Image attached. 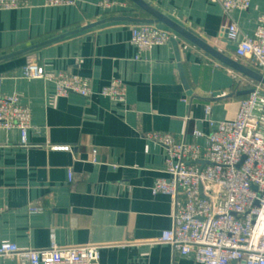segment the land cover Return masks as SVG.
<instances>
[{
	"label": "crops",
	"instance_id": "crops-1",
	"mask_svg": "<svg viewBox=\"0 0 264 264\" xmlns=\"http://www.w3.org/2000/svg\"><path fill=\"white\" fill-rule=\"evenodd\" d=\"M20 1L0 10V93L21 95L31 128L28 145L18 129L0 128V241L45 249L54 235L61 246L100 245L99 264H199L169 242L173 198L152 191L156 179L168 176L166 148L147 135L170 133L204 147L206 138L193 131L207 135L209 119L234 118L246 96L237 93L257 83L173 33L189 95L171 41L146 50L131 42L139 23L130 19L149 15L130 0ZM145 1L257 71L252 60L236 55L226 26L235 22L242 35H253L264 0L230 15L212 0ZM30 62L88 78L91 96H58L51 80L24 76ZM114 80L124 83L123 102L102 94ZM0 264L20 263L0 257Z\"/></svg>",
	"mask_w": 264,
	"mask_h": 264
},
{
	"label": "built area",
	"instance_id": "built-area-1",
	"mask_svg": "<svg viewBox=\"0 0 264 264\" xmlns=\"http://www.w3.org/2000/svg\"><path fill=\"white\" fill-rule=\"evenodd\" d=\"M75 0H45L47 5L71 4ZM222 5L226 14L245 10L251 0H212ZM104 6L109 5L103 1ZM20 0H0V10L15 9ZM173 32L159 24H136L131 42L139 50L168 43ZM227 39L235 43L238 57L250 59L264 75V14L258 18L253 35H242L235 22L226 26ZM26 78L49 79L58 96L71 93L89 98L91 81L65 71L48 72L30 62ZM244 97L234 118L218 122L209 119L207 135L196 129V138L205 137L206 145L177 140L170 133L152 132L147 137L166 148L167 177L156 179L153 193L173 198L174 228L169 239L175 252L192 256L199 264H264V92L261 84ZM125 86L114 80L102 94L124 101ZM211 114V106L205 109ZM0 128H16L21 144H29L31 112L21 103V95L0 93ZM55 149L70 150L69 146ZM97 150H93L96 161ZM69 180L72 174L69 173ZM35 210V209H34ZM0 257H11L20 264H99L101 246L58 245L52 235L45 249H23L16 243L0 241Z\"/></svg>",
	"mask_w": 264,
	"mask_h": 264
},
{
	"label": "water",
	"instance_id": "water-1",
	"mask_svg": "<svg viewBox=\"0 0 264 264\" xmlns=\"http://www.w3.org/2000/svg\"><path fill=\"white\" fill-rule=\"evenodd\" d=\"M130 1H132L136 6H138L140 9H142L145 13H147L149 15V18H142V19L138 18V19H130V20L138 22L139 24L140 23L141 24L142 23H144V24H161V25L169 28L173 33L177 34L178 36H180L184 40L192 43L193 45H195L197 47H199L200 49L205 51L207 54H209L214 59L228 65L229 67L238 71L239 73H241L245 77H248V78L252 79L253 81H255L256 83L264 86V75H262L258 71L247 67L246 65L239 62L238 60H235V59L229 57L228 55H226L225 53L221 52L219 49H217L216 47H214L213 45H211L210 43H208L204 39L198 37L192 31L188 30L187 28H185L181 24L177 23L176 21H174L173 19L168 17L165 13H163L162 11H160L159 9L154 7L153 5L149 4L145 0H130ZM98 24L99 23L90 24V25H87L85 27H81L79 29L71 31L65 35H69V34H73V33H76V32L82 31V30H86V29L94 27ZM65 35H63V36H65ZM54 40H56V39H52V40L47 41L45 43H48V42H51ZM170 41L173 43V46H174L175 55H176V59L178 62L179 74H180L182 83L184 85V88L187 90L188 94L191 95L192 91L190 89L189 83H188L186 75H185L183 65L181 63L180 48H179L178 40H177L176 36L174 35V36H172ZM45 43H43V44H45ZM252 92H253V89H247V90L240 91L237 94L241 95V96H243V95L245 96V95H248Z\"/></svg>",
	"mask_w": 264,
	"mask_h": 264
},
{
	"label": "trees",
	"instance_id": "trees-1",
	"mask_svg": "<svg viewBox=\"0 0 264 264\" xmlns=\"http://www.w3.org/2000/svg\"><path fill=\"white\" fill-rule=\"evenodd\" d=\"M262 87H264V86H262ZM251 88H252V87H250V89H251ZM246 96H247V95H246ZM246 96H245V97H246Z\"/></svg>",
	"mask_w": 264,
	"mask_h": 264
}]
</instances>
